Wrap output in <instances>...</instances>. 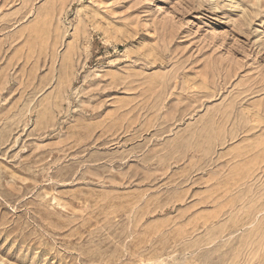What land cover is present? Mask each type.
<instances>
[{
  "label": "rangeland",
  "instance_id": "1",
  "mask_svg": "<svg viewBox=\"0 0 264 264\" xmlns=\"http://www.w3.org/2000/svg\"><path fill=\"white\" fill-rule=\"evenodd\" d=\"M0 264H264V0H0Z\"/></svg>",
  "mask_w": 264,
  "mask_h": 264
}]
</instances>
